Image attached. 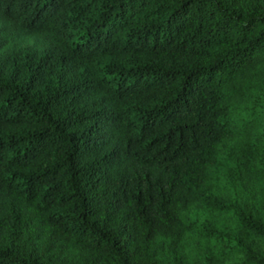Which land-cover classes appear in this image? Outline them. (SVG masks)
Wrapping results in <instances>:
<instances>
[{
  "label": "trees",
  "instance_id": "obj_1",
  "mask_svg": "<svg viewBox=\"0 0 264 264\" xmlns=\"http://www.w3.org/2000/svg\"><path fill=\"white\" fill-rule=\"evenodd\" d=\"M0 264H264V0H0Z\"/></svg>",
  "mask_w": 264,
  "mask_h": 264
}]
</instances>
